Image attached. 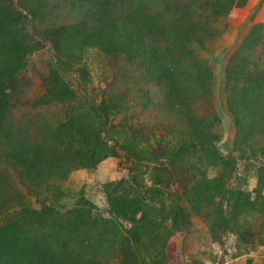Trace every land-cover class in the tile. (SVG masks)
<instances>
[{
    "label": "rangeland",
    "instance_id": "rangeland-1",
    "mask_svg": "<svg viewBox=\"0 0 264 264\" xmlns=\"http://www.w3.org/2000/svg\"><path fill=\"white\" fill-rule=\"evenodd\" d=\"M179 1L154 0L149 8L157 9L163 3L181 8ZM23 3L27 1L19 2V9ZM8 8L15 14L14 5ZM197 11L201 13L200 8ZM43 12L39 9L40 16L30 18L28 27L24 26L36 41L30 43H38L39 49L30 53L24 70L9 85L12 109L9 123L0 130V177L7 174L5 184L0 185V226H16L26 232L33 225L31 213L36 216L44 207L70 220H74L70 215L77 214L85 224L76 223L74 239L91 240L84 250L77 244L69 246L71 257L79 264H264V216L235 219L224 205L192 208L190 202L185 203L184 191L192 173L183 166L182 153L175 158L174 152L176 143L189 140L186 119L169 111L161 86L145 80L142 69L122 57L107 56L70 38L65 28L80 25L81 18L63 9L41 15ZM259 24H264V0H247L211 24L215 35L203 47H190L206 61L213 79L210 95L185 109V114L211 119V128L220 136V154L236 159L228 188L249 193L251 198L264 157L260 152L241 156L234 149L236 127L227 108L225 76L231 57ZM16 30L23 34L20 28ZM51 72L72 90L70 101H43ZM80 130L91 145L100 144L98 157L102 159L53 172L39 187L19 181L11 163L15 147L47 143L64 153L68 146L81 145ZM252 146H264V139L257 138ZM217 173L208 170L210 177ZM151 175L158 180L152 188ZM262 195L264 205V191ZM138 200L141 212L133 221L128 215L134 213L132 206ZM160 207L179 213L180 231L170 228L169 215L160 212ZM141 214L143 223L139 222Z\"/></svg>",
    "mask_w": 264,
    "mask_h": 264
},
{
    "label": "trees",
    "instance_id": "trees-1",
    "mask_svg": "<svg viewBox=\"0 0 264 264\" xmlns=\"http://www.w3.org/2000/svg\"><path fill=\"white\" fill-rule=\"evenodd\" d=\"M23 1L27 3H23L20 11L18 3ZM153 1L0 0V130L4 131L1 128L9 123L8 115L12 109L9 85L24 70L31 52L39 49L38 43L33 46L30 43L36 41L24 26L28 27L30 18H36L39 9L44 10L41 15L63 9L82 19L80 25L65 28L64 32L70 33V38L75 37L86 48L97 49L107 56H120L128 64L141 68L145 80L161 86L169 111L186 119L189 140L176 143L174 152L175 158L182 153L183 166L192 173L191 183L184 191L185 203L190 202L192 208L201 204L224 205L235 219L254 214L264 216V205L260 203L264 191V165L256 171L255 197L228 188L227 181L236 170V159L220 154L217 148L220 136L211 128V119L185 114L189 105L210 95L213 79L206 61L197 57L190 47H203L215 35L211 24L228 16L247 0H193L199 3L198 7L180 0L181 8H171V4L163 3L157 9H150ZM11 4L16 7L13 15L12 9L8 8ZM19 28L22 35L16 30ZM225 77L229 93L227 108L236 127L234 149L241 156L247 152L252 156L260 152L264 157V146H252L257 138L264 139V24L256 25L246 36L240 49L231 57ZM72 98V90L66 82L51 72L46 80L43 101L59 104ZM212 117L214 123L218 122L216 116ZM78 133L81 145L74 149L68 146L64 153L56 145L47 143L15 147L11 163L18 171L19 181L26 186L39 187L52 177L53 172L85 167L86 164H81L87 160L102 159L98 157L100 144L91 145L83 130ZM209 169L217 170V175L210 177ZM6 176L0 177L1 186L5 184ZM133 181L139 184L136 177ZM150 181L151 188L157 186L158 180L153 175ZM140 205V200L133 204L134 213L128 215L129 219L135 220L136 214L141 212ZM159 210L169 215L167 220H171L172 230H181L178 212L172 210L170 213L161 207ZM36 214L31 213L30 224L33 225L26 232L16 226H0V264H79L70 254L73 244L84 250L91 242L90 239L87 243L81 238L74 239L76 223L85 224L79 215H70L74 218L70 220L56 216L51 207H44ZM143 219L141 214L139 222L143 223Z\"/></svg>",
    "mask_w": 264,
    "mask_h": 264
}]
</instances>
